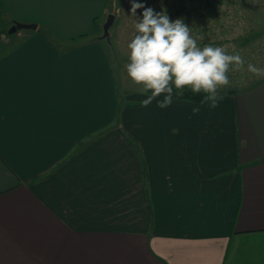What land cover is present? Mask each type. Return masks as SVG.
Masks as SVG:
<instances>
[{
  "label": "crops",
  "instance_id": "1",
  "mask_svg": "<svg viewBox=\"0 0 264 264\" xmlns=\"http://www.w3.org/2000/svg\"><path fill=\"white\" fill-rule=\"evenodd\" d=\"M113 1L0 0V264H264V80L120 104Z\"/></svg>",
  "mask_w": 264,
  "mask_h": 264
},
{
  "label": "clouds",
  "instance_id": "2",
  "mask_svg": "<svg viewBox=\"0 0 264 264\" xmlns=\"http://www.w3.org/2000/svg\"><path fill=\"white\" fill-rule=\"evenodd\" d=\"M143 8L142 19H136V9ZM131 14L132 32L125 43L126 62L124 79L147 96L141 107L156 100L157 107L167 108L185 89L203 93L201 105L218 106L225 97L220 90L230 87V72H244L264 78V68L248 63L239 52L212 44L203 47L198 43L203 36L192 34L183 20H170L163 11L155 12L133 0ZM150 93V94H149ZM163 96L162 100L157 99ZM199 107L192 109L199 112Z\"/></svg>",
  "mask_w": 264,
  "mask_h": 264
},
{
  "label": "rangeland",
  "instance_id": "3",
  "mask_svg": "<svg viewBox=\"0 0 264 264\" xmlns=\"http://www.w3.org/2000/svg\"><path fill=\"white\" fill-rule=\"evenodd\" d=\"M132 2L133 0L113 1L109 9V12L113 13V18L108 26L107 37L102 36V23L106 16L101 22L96 21L98 35L108 51L120 104L134 99L137 102V96L140 94L138 87L124 79L123 72V65L126 62L125 43L131 35L132 22L135 18L142 19L144 10L136 9L134 18L130 11ZM135 2L150 7L155 12H165L170 20H183L194 36L200 35L206 40V43L198 41L201 47L212 44L223 46L229 52L235 49L244 58L245 68L248 63L264 68V0H135ZM7 20L0 13L1 36L9 34L6 29L8 30L11 23ZM27 29L29 27H20L21 31ZM229 78L231 85L228 88L232 89L252 87L264 80L246 71L230 72Z\"/></svg>",
  "mask_w": 264,
  "mask_h": 264
},
{
  "label": "water",
  "instance_id": "4",
  "mask_svg": "<svg viewBox=\"0 0 264 264\" xmlns=\"http://www.w3.org/2000/svg\"><path fill=\"white\" fill-rule=\"evenodd\" d=\"M112 18H113V13L112 12H108L107 15H106V18L105 20L103 21L102 23V34L104 36L107 37L108 35V26L110 25L111 21H112ZM35 27L36 24L34 22H25V21H13V23L11 24V26L8 28L7 32H11L17 28H20V27Z\"/></svg>",
  "mask_w": 264,
  "mask_h": 264
},
{
  "label": "trees",
  "instance_id": "5",
  "mask_svg": "<svg viewBox=\"0 0 264 264\" xmlns=\"http://www.w3.org/2000/svg\"><path fill=\"white\" fill-rule=\"evenodd\" d=\"M6 32H7V29H6ZM104 36V35H102ZM203 42V43H206V40L205 39H202L200 41V43ZM203 93H192L190 90L188 89H185L184 92H183V95L181 96H176L175 95V90H174V97H180V98H186V99H192V100H199V99H202L203 98Z\"/></svg>",
  "mask_w": 264,
  "mask_h": 264
}]
</instances>
